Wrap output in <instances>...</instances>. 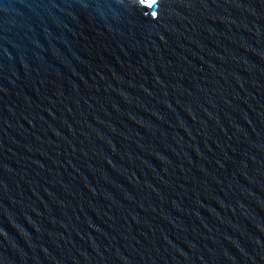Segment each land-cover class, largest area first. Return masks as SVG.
Wrapping results in <instances>:
<instances>
[{
	"label": "water",
	"instance_id": "water-1",
	"mask_svg": "<svg viewBox=\"0 0 264 264\" xmlns=\"http://www.w3.org/2000/svg\"><path fill=\"white\" fill-rule=\"evenodd\" d=\"M0 264H264V0H0Z\"/></svg>",
	"mask_w": 264,
	"mask_h": 264
},
{
	"label": "snow or ice",
	"instance_id": "snow-or-ice-1",
	"mask_svg": "<svg viewBox=\"0 0 264 264\" xmlns=\"http://www.w3.org/2000/svg\"><path fill=\"white\" fill-rule=\"evenodd\" d=\"M153 2H154V0H153Z\"/></svg>",
	"mask_w": 264,
	"mask_h": 264
}]
</instances>
